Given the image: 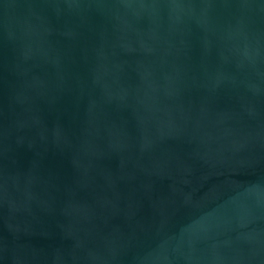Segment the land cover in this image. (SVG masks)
<instances>
[{
    "label": "water",
    "instance_id": "1",
    "mask_svg": "<svg viewBox=\"0 0 264 264\" xmlns=\"http://www.w3.org/2000/svg\"><path fill=\"white\" fill-rule=\"evenodd\" d=\"M0 264H264V0H0Z\"/></svg>",
    "mask_w": 264,
    "mask_h": 264
}]
</instances>
